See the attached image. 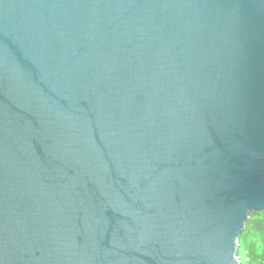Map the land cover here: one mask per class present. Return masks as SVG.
<instances>
[{
	"label": "water",
	"instance_id": "obj_1",
	"mask_svg": "<svg viewBox=\"0 0 264 264\" xmlns=\"http://www.w3.org/2000/svg\"><path fill=\"white\" fill-rule=\"evenodd\" d=\"M264 214V0H0V264H241Z\"/></svg>",
	"mask_w": 264,
	"mask_h": 264
},
{
	"label": "trees",
	"instance_id": "obj_2",
	"mask_svg": "<svg viewBox=\"0 0 264 264\" xmlns=\"http://www.w3.org/2000/svg\"><path fill=\"white\" fill-rule=\"evenodd\" d=\"M239 259L241 264H264V214L251 215L240 239Z\"/></svg>",
	"mask_w": 264,
	"mask_h": 264
},
{
	"label": "rangeland",
	"instance_id": "obj_3",
	"mask_svg": "<svg viewBox=\"0 0 264 264\" xmlns=\"http://www.w3.org/2000/svg\"><path fill=\"white\" fill-rule=\"evenodd\" d=\"M244 260L248 261V259H247V258H245Z\"/></svg>",
	"mask_w": 264,
	"mask_h": 264
}]
</instances>
